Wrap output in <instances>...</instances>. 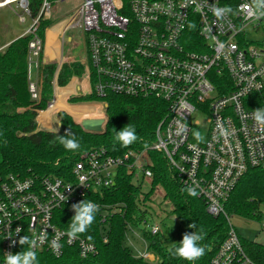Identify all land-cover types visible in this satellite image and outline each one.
I'll list each match as a JSON object with an SVG mask.
<instances>
[{
    "label": "built area",
    "instance_id": "2783aa9c",
    "mask_svg": "<svg viewBox=\"0 0 264 264\" xmlns=\"http://www.w3.org/2000/svg\"><path fill=\"white\" fill-rule=\"evenodd\" d=\"M65 1L43 0L36 18L31 16L28 0H11L6 5L17 3L32 19L26 34L34 35L28 46L29 92L34 101L41 98L34 73L45 46L35 31L40 19L52 18L54 6ZM213 5L232 12L218 19L210 11ZM252 6V0H83L74 13L52 27L63 24L58 36L61 49L70 30L85 36V55L76 60L86 65L81 79L86 85H80L79 93L154 98L167 104L168 113L157 127L152 149L164 153L186 187H196L210 215H224L229 222L227 237L208 264H256L224 211L241 178L250 169H264V129L252 119L253 110L264 103V16H250ZM19 21L26 19L20 16ZM87 103L99 104L105 111L103 101ZM38 116L40 129H53L39 123ZM177 122L186 125L185 132L178 131ZM149 163L147 152L113 156L99 148L84 152L74 162L69 179L0 172V264L5 253L28 250L27 244H19L22 236L36 239L42 232L46 239L37 240V255L78 260L96 256L94 243L80 235L70 238L54 222L55 212L84 199L97 203L106 242L107 221L113 215L124 216L125 206L106 205L93 197L115 187L121 169L139 188L150 186ZM141 225H147L144 230L151 235L161 233L156 224L144 221ZM17 227L21 228L18 234ZM132 227L127 224L126 238ZM138 258L156 262L148 252Z\"/></svg>",
    "mask_w": 264,
    "mask_h": 264
},
{
    "label": "trees",
    "instance_id": "16d2710c",
    "mask_svg": "<svg viewBox=\"0 0 264 264\" xmlns=\"http://www.w3.org/2000/svg\"><path fill=\"white\" fill-rule=\"evenodd\" d=\"M42 1L28 0L32 18L39 15ZM57 23L53 17L40 19L35 34L41 39L43 45L46 40V32ZM33 38L34 35L28 33L0 51L1 174H13L20 177L54 175L69 179L74 162L84 152L99 148L105 149L113 156H121L129 151L147 152L150 161L149 169L152 173L150 190L147 193L135 185L131 176L121 169L116 186L103 190L101 194L93 197L94 200L106 205L125 206L126 210L124 216L113 215L107 221L109 230L106 233V242H104L102 234L103 224L100 213L96 214L88 231L80 234L87 241L96 245L98 250L96 256L78 260L69 256L56 259L49 254H38V264H71L72 262L75 264H189L186 260L172 256L168 251L169 248L178 246L180 241L167 246L161 239V233L151 235L146 230L143 232L149 241L147 252L156 257L155 263L133 256L124 245L127 224L137 227L147 221L149 212L143 207L151 201L153 190L156 187L163 190L164 200H168L172 206L170 213L176 217L178 224L183 226L188 233L203 229L204 239L200 243L205 247V254L194 264H208L226 239L229 222L224 215L217 217L210 215L204 200L197 195L191 196L187 191H182L186 186L170 166L164 153L152 149L156 141L157 127L168 113L167 104L154 98L143 99L119 95L98 98L94 94L72 96L68 99L70 104L61 102L58 97L60 98L73 90L75 81L71 83L70 81L74 77L81 80L85 74L86 65L76 61L72 64H63L58 70L59 63L48 60L44 51L40 53L38 59L41 98L39 101H34L29 92L28 77V46ZM52 46L57 48L59 42L57 45V42L53 40ZM55 81L59 87L64 88L57 89L53 101ZM101 101L106 103L104 111L106 124L103 132L97 134L83 130L78 123L81 120L105 118L101 105L87 103ZM49 103L51 105L48 108ZM261 107L264 108V103H260L257 108ZM54 110L55 112L64 110L69 114L65 112L58 114L60 129L58 131L40 129L36 120L38 112L41 111L38 116L39 123L49 128L51 124L46 122L43 115L46 112L53 115ZM127 124L135 127L138 139L128 147H122L114 140V136L116 131H120ZM69 130L81 143L80 149L75 152L66 150L59 142V136L65 135ZM260 206L264 207V169L253 168L238 182L224 204V211L229 218L235 216L247 220H259L262 218L259 211ZM73 216L74 211L72 206H69L55 212L54 222L60 228L68 230ZM193 223L196 224V229L188 227ZM241 242L245 252L256 264H264L263 244L246 239H241Z\"/></svg>",
    "mask_w": 264,
    "mask_h": 264
},
{
    "label": "rangeland",
    "instance_id": "374dc122",
    "mask_svg": "<svg viewBox=\"0 0 264 264\" xmlns=\"http://www.w3.org/2000/svg\"><path fill=\"white\" fill-rule=\"evenodd\" d=\"M82 3L83 0H67L59 5H55L54 14L52 16L53 19L59 23L60 21H62L63 19L69 17L72 13H74V11ZM20 16H23L26 19L25 23H21L19 21ZM31 26H32V19L24 13L23 9H21L17 3L11 4L10 6L1 7L0 8V47H2L8 42H13L16 39H18V37L21 34H24L27 30H29ZM60 26L61 25L59 24L56 27L52 28V32H57ZM260 36L261 35H254V37H260ZM69 38L72 39V42L69 41ZM64 51L69 58L68 62H66L65 64H72L73 62H76L77 58H82L85 55V51H86L85 36L79 34L78 30H70L67 33V39H66V45ZM80 94L81 93H78L77 95ZM68 104L70 103L68 102ZM78 104H85V103H78ZM71 105H76V104H71ZM59 111L60 112H57L52 119L53 120L52 123L54 124L56 123L55 119L59 121L58 114L61 112H65L64 110H59ZM103 114L105 116L104 112ZM43 117L46 120V122H48V124H51L52 114L50 112H46L43 115ZM52 128L53 129L50 128L48 130L56 131L54 126ZM149 190H150L149 183H146L142 191L144 193H147L149 192ZM143 209L149 212V216L147 219L148 225L150 226L152 224H156L160 227L161 239L166 243L167 246H171L176 242L182 240L183 234H185L187 230L183 226L178 224L176 217L170 213L172 206L170 202H168V200H164V192L160 187H156L153 190L151 201L146 203V206L143 207ZM259 211L262 217L259 220L256 219L247 220L233 216L229 218L230 219L229 221L241 239L255 241L264 245V207L260 206ZM147 227H148L147 225H140L137 227L134 226L132 227V230H129L127 232V238L125 239L124 245L131 251V253L135 257L141 256L147 252V246L149 245V241L146 239L143 233L144 229H146ZM154 258L156 259L155 256Z\"/></svg>",
    "mask_w": 264,
    "mask_h": 264
},
{
    "label": "clouds",
    "instance_id": "9594fccd",
    "mask_svg": "<svg viewBox=\"0 0 264 264\" xmlns=\"http://www.w3.org/2000/svg\"><path fill=\"white\" fill-rule=\"evenodd\" d=\"M252 7L249 8V15L252 17H262L264 16V0H252ZM210 11L218 19H223L229 13L232 12V9L229 7H217L210 6ZM210 32L211 29H206ZM223 47V45H221ZM183 105V102H182ZM186 107V105H184ZM252 119L255 121L256 125L261 129H264V108H258L253 110ZM178 123V131L183 133L186 131V125ZM218 129L224 135H227L226 130L218 123ZM199 134L197 133V137ZM138 139L136 129L130 124L125 125L120 131H116L114 140L118 142L122 147H128L135 143ZM59 142L63 147L68 150L75 152L80 149L81 143L72 133L71 130L66 131L65 135L59 136ZM191 147V146H190ZM195 185V181H193ZM182 191H187L191 196H196L198 193L196 187L189 185ZM63 201L67 198L63 195L61 197ZM74 211V216L71 218V224L67 230V235L75 239L80 234L86 233L88 229L93 224L96 214L100 211V206L97 203H94L90 200H82L76 204L72 205ZM189 228L196 229V224H189ZM16 234L21 232V228L17 227ZM10 237V236H9ZM46 239V232H42L36 239H31L28 236L24 235L19 239L20 245H28V250L21 251L19 253L13 254L11 252L5 253L4 264H38L37 254L35 251V246L37 240L43 242ZM91 239V237H89ZM204 239L203 229L200 231H194L191 233L183 234L182 240L178 243V246L169 248V253L182 260H186L189 264H194L196 260L204 256L205 247L201 245V241ZM15 244V241H13ZM58 247V245H56Z\"/></svg>",
    "mask_w": 264,
    "mask_h": 264
},
{
    "label": "crops",
    "instance_id": "0c3cea01",
    "mask_svg": "<svg viewBox=\"0 0 264 264\" xmlns=\"http://www.w3.org/2000/svg\"><path fill=\"white\" fill-rule=\"evenodd\" d=\"M50 30H48L46 32V40H45V46H44V54L47 57V59L50 60V61H57L59 63V65L65 64L66 62H68V59L69 58H68L67 54H65L64 49H61V46H58L56 49L52 47L51 50H48L49 42H50V40H52L50 38L51 36H49V31ZM28 31L29 30H27L24 34H21L20 36H24ZM20 36L18 38H20ZM58 36H59V34L55 37V42H57V45H58V42H59V45H60V41H59V37ZM69 39H71V38H69ZM10 43L11 42H8L5 45H3L2 47H0V51L1 50H4ZM78 59H80V58H77L76 60H78ZM34 80L37 81L38 84L41 83V79H40V76H39L38 72H35L34 73ZM73 81H75V84L77 85L76 86V89H73V91H71L69 94H64V95L60 96L59 99H60L61 102H64V103L68 104V102H67L68 99L71 96L77 95L79 93L78 90H79L80 85L82 87H85V85H86L85 82L80 81V79L79 78H76V77L72 78L71 82H73ZM58 88H64V87H59L57 85V83H55L54 84V93H55V95H56V91H57ZM57 112H60V111H56L53 114L52 119H53V117L55 116V114ZM52 119H51V126L52 127L54 126L55 129H56V131H58L60 129L59 128L60 123H59V121H57V119L54 118L56 120V123L54 124V123H52V121H53Z\"/></svg>",
    "mask_w": 264,
    "mask_h": 264
},
{
    "label": "water",
    "instance_id": "95a60500",
    "mask_svg": "<svg viewBox=\"0 0 264 264\" xmlns=\"http://www.w3.org/2000/svg\"><path fill=\"white\" fill-rule=\"evenodd\" d=\"M79 124L81 125L83 130H85L87 132L100 134L104 130L106 120H105V118H93V119L87 118V119L81 120V122H79ZM60 127H61V125H59V128Z\"/></svg>",
    "mask_w": 264,
    "mask_h": 264
},
{
    "label": "bare ground",
    "instance_id": "6f19581e",
    "mask_svg": "<svg viewBox=\"0 0 264 264\" xmlns=\"http://www.w3.org/2000/svg\"><path fill=\"white\" fill-rule=\"evenodd\" d=\"M11 3V0H3V1H0V8L1 7H4V6H6L7 4H10ZM61 26H60V28L57 30V32H54L55 34H52V32H51V30L49 31V36H51L50 38L52 39V40H50V42H49V47H48V50H51V48L53 47L52 46V41L53 40H55V37L60 33V31H61V28H62V26H63V24L61 23L60 24ZM52 29V28H51ZM60 46V45H59ZM53 48H55V47H53ZM56 49V48H55ZM74 89V88H73ZM71 91H73V90H71ZM70 93V92H69ZM68 93V94H69Z\"/></svg>",
    "mask_w": 264,
    "mask_h": 264
}]
</instances>
